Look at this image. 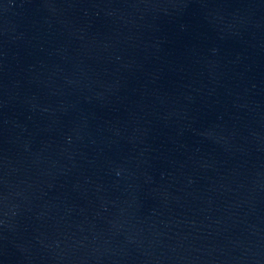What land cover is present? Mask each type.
Returning a JSON list of instances; mask_svg holds the SVG:
<instances>
[{"label":"water","instance_id":"95a60500","mask_svg":"<svg viewBox=\"0 0 264 264\" xmlns=\"http://www.w3.org/2000/svg\"><path fill=\"white\" fill-rule=\"evenodd\" d=\"M0 264H264V0H0Z\"/></svg>","mask_w":264,"mask_h":264}]
</instances>
